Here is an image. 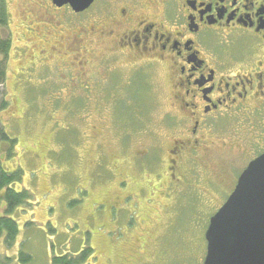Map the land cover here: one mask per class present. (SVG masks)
Returning <instances> with one entry per match:
<instances>
[{
	"label": "rangeland",
	"instance_id": "1",
	"mask_svg": "<svg viewBox=\"0 0 264 264\" xmlns=\"http://www.w3.org/2000/svg\"><path fill=\"white\" fill-rule=\"evenodd\" d=\"M6 6L11 50L0 120L16 143L3 166L21 171L16 188L31 197L11 216L14 244L0 237V264H20V251L31 257L25 264H51L87 247L84 264H202L209 218L264 150L249 120L238 131L216 120L205 132L210 151L188 153L180 146L188 124L177 132L169 118L167 68L97 39L102 24L93 20L103 7L74 14L50 0ZM123 28L116 22L105 34ZM174 146L175 178L166 169Z\"/></svg>",
	"mask_w": 264,
	"mask_h": 264
},
{
	"label": "flooded vegetation",
	"instance_id": "2",
	"mask_svg": "<svg viewBox=\"0 0 264 264\" xmlns=\"http://www.w3.org/2000/svg\"><path fill=\"white\" fill-rule=\"evenodd\" d=\"M98 7L105 15L93 20L102 24L101 35L93 32L97 39H113L150 65L167 68L169 118L177 132L188 124L180 143L188 153L210 151L203 148L214 145L205 132L218 126L216 120L236 122L232 131L249 120L250 130L264 140V0H93L80 14ZM116 22L124 28L106 35ZM178 151L174 146L167 153L173 178Z\"/></svg>",
	"mask_w": 264,
	"mask_h": 264
},
{
	"label": "water",
	"instance_id": "3",
	"mask_svg": "<svg viewBox=\"0 0 264 264\" xmlns=\"http://www.w3.org/2000/svg\"><path fill=\"white\" fill-rule=\"evenodd\" d=\"M76 12L93 0H51ZM203 264H264V153L242 172L223 206L209 219Z\"/></svg>",
	"mask_w": 264,
	"mask_h": 264
},
{
	"label": "trees",
	"instance_id": "4",
	"mask_svg": "<svg viewBox=\"0 0 264 264\" xmlns=\"http://www.w3.org/2000/svg\"><path fill=\"white\" fill-rule=\"evenodd\" d=\"M9 15L6 6V0H0V113L8 107V99L5 91L8 58L11 50L10 35H6L8 30ZM4 32V33H3ZM16 141L10 137L5 131L0 120V237L4 236V244L12 246L18 234V227L15 220L11 217L14 212L27 203L31 197L30 193L25 189H17L21 171H7L4 169L3 161L12 159V151L14 150ZM6 148V151H5ZM91 252L90 248L82 251L80 256L67 260L64 257H52L51 264H84L86 262L85 255ZM73 257L72 255H67ZM18 262L20 264L29 263L31 257L19 252ZM10 259H7L9 262ZM10 263V262H9Z\"/></svg>",
	"mask_w": 264,
	"mask_h": 264
}]
</instances>
